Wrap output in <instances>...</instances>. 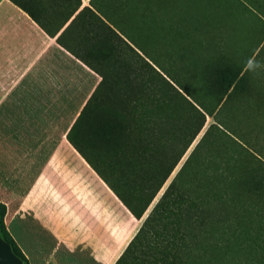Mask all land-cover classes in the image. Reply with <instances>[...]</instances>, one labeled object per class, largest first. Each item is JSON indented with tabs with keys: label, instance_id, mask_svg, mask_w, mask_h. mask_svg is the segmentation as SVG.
I'll list each match as a JSON object with an SVG mask.
<instances>
[{
	"label": "rangeland",
	"instance_id": "374dc122",
	"mask_svg": "<svg viewBox=\"0 0 264 264\" xmlns=\"http://www.w3.org/2000/svg\"><path fill=\"white\" fill-rule=\"evenodd\" d=\"M79 160L121 204L109 264H264V0H0V192Z\"/></svg>",
	"mask_w": 264,
	"mask_h": 264
},
{
	"label": "crops",
	"instance_id": "0c3cea01",
	"mask_svg": "<svg viewBox=\"0 0 264 264\" xmlns=\"http://www.w3.org/2000/svg\"><path fill=\"white\" fill-rule=\"evenodd\" d=\"M51 162L44 165L23 195L16 196L8 188L0 192L7 232L28 264L31 260L25 246H41L45 241L37 234L30 237L33 232H42L51 241L52 249L42 264H54L57 251L62 248L72 252L79 247L88 248L97 264H109L112 261L111 209L120 213L121 204L103 178L83 160L76 161L73 170L63 171V180L56 182L51 192L48 174ZM125 221L124 215V226ZM118 225L120 228V216Z\"/></svg>",
	"mask_w": 264,
	"mask_h": 264
},
{
	"label": "trees",
	"instance_id": "16d2710c",
	"mask_svg": "<svg viewBox=\"0 0 264 264\" xmlns=\"http://www.w3.org/2000/svg\"><path fill=\"white\" fill-rule=\"evenodd\" d=\"M74 144V143H73ZM75 145V144H74ZM89 163V162H88ZM90 164V163H89ZM90 166L103 178V180L109 185V187L113 190V192L115 193L116 191L112 188V186H110V184L104 179V177L101 175V173L95 168L93 167L91 164ZM116 194V193H115ZM2 211L0 210V224L2 221V217L5 214V207H2ZM0 236L1 238L8 242L12 248V251L14 252V254L20 258L24 264H28V261L26 259V257L24 256V254L22 253V251L19 249V247L16 245V243L14 242V240L10 237L9 233L7 231L4 230V228H0Z\"/></svg>",
	"mask_w": 264,
	"mask_h": 264
},
{
	"label": "water",
	"instance_id": "95a60500",
	"mask_svg": "<svg viewBox=\"0 0 264 264\" xmlns=\"http://www.w3.org/2000/svg\"><path fill=\"white\" fill-rule=\"evenodd\" d=\"M0 264H24L23 261L18 258L10 244L4 241L0 236Z\"/></svg>",
	"mask_w": 264,
	"mask_h": 264
}]
</instances>
